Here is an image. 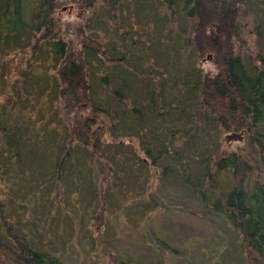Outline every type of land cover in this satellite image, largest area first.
<instances>
[{"label": "trees", "instance_id": "16d2710c", "mask_svg": "<svg viewBox=\"0 0 264 264\" xmlns=\"http://www.w3.org/2000/svg\"><path fill=\"white\" fill-rule=\"evenodd\" d=\"M126 1L0 0V51L10 50L22 30L33 37L23 39L30 53L16 64L14 77L0 74V95L5 99L0 103V176L12 183L13 171L22 175L21 169L42 159L43 150L51 146L52 159L43 175L52 180L53 189L60 187L58 203L53 204L62 211L64 206L58 204L69 196L67 184L84 172L88 181L98 182L97 188L85 186L94 190L99 201L92 214L98 226L105 208L102 182L116 172L112 157L104 158L103 149L108 144L128 149L123 136L137 137L144 155H137L136 163L130 161L128 167H142L144 157H151L163 177L176 175L191 192L199 185L198 196L238 232L244 264H264V168L261 174L258 156L252 151L241 145L228 149L219 139L222 133L244 130L264 161V136L258 130L264 127V52L257 51L246 63L237 48L244 42L239 19L250 7L264 11V0H154L163 10L157 20L166 28L172 25L169 31L174 36L168 32L169 43L167 39L160 42L164 68L158 73L145 68L146 75L131 61L132 54L111 55L93 32V17L100 9L112 16ZM66 2L78 8L86 5L92 17L78 23L67 21L69 33L61 34L53 11ZM128 33L126 28L120 38L134 44L135 37ZM257 33L264 35L263 30ZM99 54L103 60L96 69ZM203 58L211 59L213 66L203 69L197 64ZM138 78L143 79L149 108L135 103L127 93L131 81L137 84ZM94 81L102 94L95 90ZM46 87L47 101L42 97ZM32 102H41L40 112L50 118L51 128L44 127L38 143L42 129L35 132L27 110ZM187 142H193L199 153L178 154ZM96 158L97 176L93 172ZM190 160L195 167L189 171ZM223 173L230 174L231 184L218 181ZM157 205L153 198L143 211ZM8 207L0 198V264H64L42 237L31 236L27 224L21 228L8 220Z\"/></svg>", "mask_w": 264, "mask_h": 264}, {"label": "rangeland", "instance_id": "374dc122", "mask_svg": "<svg viewBox=\"0 0 264 264\" xmlns=\"http://www.w3.org/2000/svg\"><path fill=\"white\" fill-rule=\"evenodd\" d=\"M158 6L154 0H128L112 16L109 10L100 9L99 15L93 17V32L99 35L104 46L109 47L107 51L111 55L132 54L131 61L136 62L137 69L143 71L144 75L148 71L158 73L164 68L166 60L164 53H161L164 48L159 51L160 42L167 39L169 43L172 36L168 32L174 36L172 25L169 31L165 24L157 20L159 15H163V10ZM91 12L86 5L78 8L66 2L55 8L53 16L63 34L69 33L65 27L67 21L83 22L92 17ZM150 21L152 23L149 25ZM126 28L128 34L135 37L134 44L120 38V33ZM239 29L244 42L237 44V48L244 61L249 63L257 51L264 52V35L257 33L258 30L264 31V11L250 7L249 12L242 14L239 19ZM152 33L156 38H153ZM28 37L29 40L33 38L28 31L22 30L19 38L13 40L15 42L10 50L0 51V74L3 72L7 77H14L16 64L30 53L29 45H23V39ZM186 51L183 48L182 54L186 55ZM102 60L99 54L95 60L96 69ZM197 64L203 69L213 66L212 60L207 58ZM138 79L137 84L131 81L127 93L135 103L141 102L149 108L148 94L142 87L143 79ZM94 88L102 94L95 81ZM42 97L48 100V87L42 92ZM4 101L0 95V103ZM40 103H28L27 107L31 112L30 119L34 122L35 132L42 129L36 143L43 138L44 127L51 128L49 116L39 110ZM151 119L157 121L156 117ZM147 124L154 127L152 121ZM155 129L161 136L162 132L157 127ZM258 130L264 136V127L259 126ZM225 134L219 136L221 145H226L228 149L241 145L252 151L258 156L262 174L264 161H261L260 153L248 142L247 133H243L240 139L229 141L225 139ZM106 137L105 143L108 142ZM123 137L129 144L128 149H119L111 144H108V149H103L104 158L112 157L116 172L102 182L105 208L98 226H95L92 214L99 201L96 202L94 190L85 189L87 184L97 188L98 182L88 181L84 172L81 176L74 175L73 181L67 184L69 196L58 204L64 206L62 211L53 204L58 203L55 199L60 187L53 189L52 180L43 175L47 172L44 166L47 167L52 159L51 146L43 150L42 159H34L25 166L26 169H21L22 175H19L18 170L13 171L12 183L0 176V198L9 203L6 211L8 220L21 228L27 224L31 236L42 237L48 247L61 256L64 264H244L243 246L238 232L198 196L199 185L194 187L195 192H191L176 175L163 177L160 174L161 167L152 164L151 157H144L146 164L142 167H128L130 161L136 163L137 155L142 157L144 153L137 137ZM41 142L45 143L43 140ZM199 151L193 142H187L177 153L186 156L196 155ZM116 159L126 166L118 165ZM193 162L190 160V166L186 165L190 167L189 171L195 167ZM95 164L93 172L97 176V158ZM196 171L199 173L198 169ZM218 181L231 184L232 177L229 173H223L219 175ZM249 181L251 183L252 178ZM202 187L208 189L204 184ZM75 188L77 192L71 194ZM153 198L158 200V205L144 212L143 207Z\"/></svg>", "mask_w": 264, "mask_h": 264}, {"label": "water", "instance_id": "95a60500", "mask_svg": "<svg viewBox=\"0 0 264 264\" xmlns=\"http://www.w3.org/2000/svg\"><path fill=\"white\" fill-rule=\"evenodd\" d=\"M209 56H210V54H208V57ZM243 132H244V130H241V131H238V132H236V131L228 132V133L225 134V137L227 139H233V138L240 139L241 136L243 135Z\"/></svg>", "mask_w": 264, "mask_h": 264}]
</instances>
